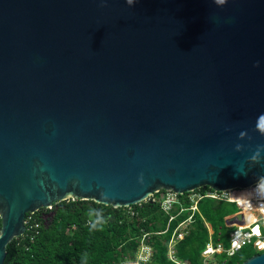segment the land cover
<instances>
[{"label": "water", "instance_id": "1", "mask_svg": "<svg viewBox=\"0 0 264 264\" xmlns=\"http://www.w3.org/2000/svg\"><path fill=\"white\" fill-rule=\"evenodd\" d=\"M258 183L264 0H0V264L57 203Z\"/></svg>", "mask_w": 264, "mask_h": 264}, {"label": "trees", "instance_id": "2", "mask_svg": "<svg viewBox=\"0 0 264 264\" xmlns=\"http://www.w3.org/2000/svg\"><path fill=\"white\" fill-rule=\"evenodd\" d=\"M205 191L210 189L194 193ZM194 193L177 196L178 203L168 214L160 208L162 192L130 208L113 209L79 200L54 204L50 210L26 215L25 234L8 244L3 264H121L137 260L141 247L151 252L147 261L138 264H203L201 253L209 241L223 248L213 256L215 264H242L259 254L246 245L228 256L225 251L233 228L226 227L225 221L236 212L231 208L236 204L201 199L171 258L170 241L190 216L189 197ZM180 208L185 211L177 216ZM251 220L248 216L247 223Z\"/></svg>", "mask_w": 264, "mask_h": 264}, {"label": "built area", "instance_id": "3", "mask_svg": "<svg viewBox=\"0 0 264 264\" xmlns=\"http://www.w3.org/2000/svg\"><path fill=\"white\" fill-rule=\"evenodd\" d=\"M201 199H212L236 204L239 211L228 217H233L237 214H241L243 216V224L239 226H233V230L229 234V248L225 251L228 256H232L246 245H252L253 248H255V250L259 253L264 251V234L261 232L259 226L261 224L264 227V185L262 183H258L255 186L247 189H233L222 193H217L210 190L205 191L204 193L197 192L190 195L189 201L191 205L188 208V211H190L191 214L187 220L182 222L174 231L173 238L170 241L168 248L169 256L171 258L175 243L182 240V238L186 235V230L191 222L193 214L198 212L197 203ZM177 203V196L171 192H166L161 196L160 208L164 213L168 214ZM183 211L185 210L180 208L177 216ZM248 216L253 217V221L247 224ZM174 218V216L170 217L168 222L170 223ZM146 249L150 250L149 248ZM221 252H223L221 244H218L216 247H214L211 241H209L201 253L203 264H209V259H211V257H213L215 254ZM149 255L150 253H148L146 256L147 260ZM139 261L142 260L139 259ZM136 264H138V261Z\"/></svg>", "mask_w": 264, "mask_h": 264}, {"label": "rangeland", "instance_id": "4", "mask_svg": "<svg viewBox=\"0 0 264 264\" xmlns=\"http://www.w3.org/2000/svg\"><path fill=\"white\" fill-rule=\"evenodd\" d=\"M162 193H165V192H162ZM231 208L236 212L239 211L237 205H233ZM252 221L253 220H251L250 222H252ZM259 226H260L261 232L264 234V227L261 224ZM148 253H150V250L146 249L145 247H141L138 254H137V260H135L134 262L125 261V262H122L121 264H136V262L139 261V259L142 261H146L147 260L146 256L148 255ZM208 263L209 264H215V257H211V259H209Z\"/></svg>", "mask_w": 264, "mask_h": 264}]
</instances>
